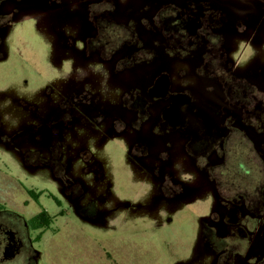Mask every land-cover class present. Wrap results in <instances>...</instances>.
I'll return each instance as SVG.
<instances>
[{
    "label": "rangeland",
    "instance_id": "1",
    "mask_svg": "<svg viewBox=\"0 0 264 264\" xmlns=\"http://www.w3.org/2000/svg\"><path fill=\"white\" fill-rule=\"evenodd\" d=\"M54 22L51 15L24 13L8 32L6 57L0 60V121L7 131L30 124L32 136L40 137L39 123L43 120V129L49 133L53 119H45L44 112L52 106L51 115L61 119L57 102L70 78L83 80L103 99L118 101L121 97L123 82L112 77L106 64L65 53L54 33ZM64 30L77 36L79 27L68 25ZM233 44L239 70L253 60L264 61V42L257 45L239 37ZM189 72V64L174 63L175 84L199 85ZM72 116L64 119L55 137L62 141L72 173L91 185L83 203L102 194V199H95L94 212L89 213L94 220L76 213L50 169L31 172L14 150L0 145V208L4 216L29 221L42 209L53 216L50 228L36 231L39 236L33 247L39 257L35 264H190L201 218L211 213L216 201L208 182L183 151V140H176L173 169L199 190L185 202L171 205L157 201V183L130 160L132 131L110 137L105 126L96 127L81 116ZM81 151L92 154L88 171L79 157ZM254 160L235 143L225 179L232 186L255 188L261 174ZM35 235L30 231L31 239ZM218 241L222 249L230 244ZM212 258L214 254L203 255L195 264H209Z\"/></svg>",
    "mask_w": 264,
    "mask_h": 264
},
{
    "label": "trees",
    "instance_id": "2",
    "mask_svg": "<svg viewBox=\"0 0 264 264\" xmlns=\"http://www.w3.org/2000/svg\"><path fill=\"white\" fill-rule=\"evenodd\" d=\"M239 18L243 22L239 34L254 31L253 43H259L264 37V20L253 24L255 14L252 16L251 11L241 14L240 10ZM131 33L127 46L115 48L118 53H125L126 59L111 63L115 72L128 70L137 74L134 81L124 84L120 101L110 102L99 93L69 82L64 88L63 103L71 106L73 115L79 114L92 124L101 125L112 118L109 136L121 135L128 128L136 131L129 146V158L157 182V201L177 205L197 194V188L178 178L173 170L175 139L182 138L193 166L214 187L218 198L233 200L224 206L229 209L227 213L233 214L237 208L239 213L243 209L253 215L249 203L244 207L233 204L237 199L244 202L250 199L244 188L231 197H225L222 190L228 183L224 175L235 143L254 155L259 168H264V61L255 60L245 69L235 71L228 51L210 45L205 32L195 30L197 45L188 56L201 86L178 89L170 70L171 60L177 57L171 45L174 31L166 18L139 13L131 18ZM216 53L221 62H210L208 56ZM5 57L0 55V59ZM63 118L52 122L49 133L43 129L42 120L40 137L32 136L30 124L7 131L0 121V145L14 150L31 172L50 169L76 213L94 220L89 213L94 212L95 199H102V194L83 203L92 188L83 177L72 173L71 164L64 158L62 141L55 137V129L62 126L57 125L65 122ZM23 146L31 148L24 151ZM79 157L86 162L85 170H90L91 152L81 151ZM52 217L42 210L33 220L43 219L47 224Z\"/></svg>",
    "mask_w": 264,
    "mask_h": 264
},
{
    "label": "flooded vegetation",
    "instance_id": "3",
    "mask_svg": "<svg viewBox=\"0 0 264 264\" xmlns=\"http://www.w3.org/2000/svg\"><path fill=\"white\" fill-rule=\"evenodd\" d=\"M239 10L241 14H245L248 11H251L252 16L255 14L253 24H259L260 19L264 20V0H0V55H6V37L15 20L21 14L38 13L51 15L55 21L53 25L54 33L59 46L65 53L69 51L77 58L96 60L106 64L112 77L123 82L124 90L125 85L130 81H134L137 74L135 75L128 70L120 74V72H115L112 69L111 63L126 59L124 57L125 53L122 55L115 48L116 46H127L131 40V18L139 13L156 14L157 19L166 18L167 24H170L174 31L171 45L177 53V57L171 60L170 70L172 77L174 63H187L190 66L189 73L195 76L200 83L199 85H176L174 82V87L178 89L192 86L199 87L202 81L192 72V63L188 56L191 49L197 45L195 43V30H203L206 34L205 39H208L210 45L220 46L228 51L229 56L234 61L233 69L235 71L243 70L237 68V60L233 56L235 48L233 42L236 38L244 37L253 43L252 38L255 32L249 31L247 34H239V28L243 24L242 21H239ZM201 15L203 16L200 17ZM68 25H77L79 27L77 36L64 30L65 26ZM263 42L264 37L261 38L259 43L254 44L258 45ZM104 46L109 49H105ZM100 47L104 48L100 49ZM208 58L210 62H221L217 53L208 56ZM125 76L128 79H125ZM69 82L78 83L79 86L90 90L86 87L83 80L75 78L68 79L64 88ZM90 91L98 93L93 90ZM63 96L64 90L59 102H57V107L62 112L58 116L62 115L61 119L65 116L62 121L73 117L71 106L68 107L63 103ZM120 99L118 101H108L118 103ZM46 109L48 112H44L45 119H49L51 116L52 122L60 120L55 114L51 115L52 106ZM75 116L80 115L75 114ZM176 117L179 119V116ZM112 123L113 119L109 118L101 125L91 124L96 127L105 126V133L107 134V130ZM59 125H63V123L57 126ZM65 130L67 131V129ZM129 131L134 133L133 138L129 141L130 146L131 142L135 140L136 131L128 128L121 135H127ZM177 139L183 140L182 138ZM177 139H175V147ZM183 145L182 148L185 152ZM259 170L261 177L255 188L250 190V188L242 185L232 186L228 182L224 190H222L225 197H231L233 193L244 188L249 193L250 199L245 202L237 199L233 204L238 203L239 207H244L245 204L248 205L249 203L253 207V215L244 213L243 209L239 213L237 208L234 209L233 214L227 213L229 209L224 206L233 200L219 199L214 187L206 180L208 186L214 192L216 206L208 216L201 218L195 250L189 259L190 264H195L203 255L212 256V254H214V258L210 260L209 264H264V168H259ZM149 176L152 177L150 174ZM188 183L191 184L190 182ZM195 187L198 193L199 187ZM93 197L96 198L95 196ZM34 217L29 221L21 219L22 222H19L17 219L12 220L5 217L2 209H0V264L36 263L39 251L33 247V243L39 236L38 233L50 228L52 220L47 225L43 219L34 221ZM43 217L47 218V216ZM30 231H34L38 235L31 239ZM36 231L39 232L37 233ZM220 239L229 242V246L225 249L219 248L217 244L221 243L218 241Z\"/></svg>",
    "mask_w": 264,
    "mask_h": 264
}]
</instances>
